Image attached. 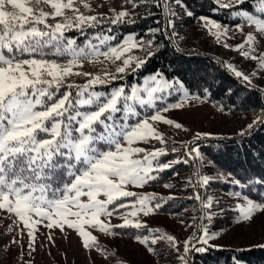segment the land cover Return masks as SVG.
Listing matches in <instances>:
<instances>
[{
	"label": "snow or ice",
	"instance_id": "1",
	"mask_svg": "<svg viewBox=\"0 0 264 264\" xmlns=\"http://www.w3.org/2000/svg\"><path fill=\"white\" fill-rule=\"evenodd\" d=\"M246 2L214 0L217 10L236 9L231 14L242 20L235 25V31L243 33L245 25H252L255 33L264 38V19L239 7ZM175 3L181 4V0H175ZM256 3V11L264 14V0H256ZM125 4H132L133 8L155 4L166 10L165 29L175 28L177 14L168 0H139V3L125 0ZM78 5L91 9L90 0H0V210L22 222L21 234L26 229L29 238V255L35 251L38 225L59 228L62 232L65 227L75 230L82 238L83 247L106 253L97 236L88 228L107 235H116L114 228H145L144 222L133 218L140 213L147 217L162 204H152L156 196L138 195L128 187H142L158 179L155 173L176 164L189 163L188 159L180 158L161 163L160 158L168 155L164 147L148 150L140 146L153 140L166 143L156 127L158 123L176 129L183 127L164 115L170 109L183 108L189 99L187 89L178 79L170 82L157 71L144 77L142 84L132 85L128 91L125 86L107 92L97 90V86L123 80L129 71L134 73L141 69L163 47L162 43L156 42V34L162 29L149 28V38H137V34L130 33L117 44L111 43L117 39L114 35L101 32L80 45L65 33L75 29L84 34L86 29L98 28L105 22L110 25L133 24L140 17L131 18L132 14L126 8L113 9L111 17L85 15ZM44 6L50 10H45ZM185 15L192 17L193 12L186 11ZM198 19L217 42L232 30L208 16ZM50 20L55 22L50 23ZM108 31L111 32V28ZM257 46V35L248 32L235 50L245 58L257 61L259 69L264 70V52L254 54ZM224 47L230 46L225 43ZM133 49L143 50L145 55H130ZM85 61L120 63L115 73L107 69L102 73L78 71ZM227 67L236 77L252 84L250 75L232 64ZM256 74L252 73L253 76ZM74 76L88 79L84 84L69 83ZM181 91L180 101L163 107L158 105L165 96ZM259 126H264V108L238 135H250ZM200 135L198 133L196 139ZM185 147L188 157L195 153L199 160H204L198 147ZM176 151V148L172 149V152ZM194 175L196 183L192 185L189 178V186L204 188L213 179H218L248 190L247 193H231L238 198L236 226H250L257 216H264V173L246 170L243 182L231 172L220 171L213 177L197 170ZM257 188L260 191L253 197L252 192ZM124 198L135 199L131 203H118ZM192 198L200 201V210L211 224L213 213L210 210L219 202L212 196L202 198L199 191L194 192ZM124 208H131V211L120 213L123 217L121 224L112 225L110 219H102L110 218ZM198 227L201 234L194 233L184 241L183 253L178 257L181 264H192L191 252L203 253L210 247H222L210 244L219 233L210 232L207 225ZM149 233L135 236L140 244L147 246L149 253L157 251L152 245L165 239L171 248L179 251V242L174 236L167 233L152 235L161 233L158 228L150 229ZM48 239L53 240L51 233ZM13 243L19 244V240L14 239ZM253 247L264 249V243ZM248 250L233 249L240 253ZM231 259L232 264H246L238 256Z\"/></svg>",
	"mask_w": 264,
	"mask_h": 264
},
{
	"label": "rangeland",
	"instance_id": "2",
	"mask_svg": "<svg viewBox=\"0 0 264 264\" xmlns=\"http://www.w3.org/2000/svg\"><path fill=\"white\" fill-rule=\"evenodd\" d=\"M223 2L226 3L228 0H223ZM90 4L91 9H85L82 5L78 6L85 15L104 14L105 16H112L113 9L120 11L126 8L133 16L137 10H139L138 7L133 8L132 4H125V0H90ZM181 7V5L176 6L175 9ZM44 8L45 10H50L48 6H44ZM250 13L264 19V15L261 16L259 12ZM68 14L71 15L70 12ZM178 15L184 17L181 13H178ZM215 21L221 25H227L232 29L229 31L228 36L223 38L220 42H217L216 38L202 27V22L200 21L188 24V26L183 29L171 30V38L180 51L184 48L199 50L202 53L215 56L225 66L228 64L234 65L238 70L251 76L252 84L255 85V87L264 90V70L259 69L257 61L247 59L235 50V46L243 42L248 32H254L258 38L257 51L254 54L258 55L260 52H264V38H261L258 33H255V28L252 25H245L243 33H240L235 31V25L225 24L218 20ZM49 22L54 23L55 21L50 20ZM96 34L97 33L90 34L84 39L83 43L79 41H77V43L83 45L87 39L94 37ZM103 34L111 35L109 33ZM65 35L74 38L68 35V33H65ZM93 43H97V41L93 40ZM225 43L230 47H224ZM130 55L143 57L145 53L143 50L133 49ZM100 59L103 60V57ZM119 63V61H117L116 64H112L108 61L104 63H90L85 61L83 68L77 70L102 73L107 69L115 73V68ZM253 72L257 74L253 76ZM154 73L156 72L148 73L143 76L140 81H134L126 91L130 90L131 86L134 84H142L144 77ZM87 79L88 77L84 76H74L71 77L68 82L84 84ZM166 79L170 82L176 80ZM118 80L113 81L109 85L97 86V90L107 92L114 87L125 86L126 88V84L117 83ZM242 82L244 83L243 80ZM184 88L187 89L189 94V99L184 102V107L180 109H170L168 113H164L168 118L181 123L183 127L181 129H176L174 126L162 122L158 123L156 127L163 134L166 143L162 144L159 141L153 140L148 144H141L140 146L148 150L164 147L168 154L173 156V158L168 161L178 158H188L194 165L192 175L178 170L163 184H154L150 181L142 187L129 186L128 190L134 191L138 195L151 194L156 196L158 200L169 197H186L187 195L184 191L188 188L194 189V192L200 189L202 198L206 199L208 196H212L214 201L219 202L214 203L210 210L213 213L211 224H208L206 214L201 212L200 202L198 203V211H195L193 207L186 208L179 215L156 211L145 217L140 213L138 217L133 219H140L146 224L145 228L147 229V233L145 235L150 234V229L158 228L161 230V233H152V235L167 233L174 236L179 242L177 245L179 251H177L169 246L166 239L160 240L156 245H152V247L157 250L153 253H149L147 251V246L140 244L135 239L136 235H122L115 232L114 229L113 232L117 233L116 235H107L98 230L88 228L89 231L93 232V235L97 236L101 247L107 250L106 253L103 254L95 248L83 247L82 238L79 237L75 230L65 227L62 232L59 228L48 229L43 225H38L37 239L34 245L35 251H32L31 255H29L31 251L28 248L29 238L26 229L21 234V229L23 228L22 222H18V218L14 215L0 210V264H28L29 261L31 264H181L178 257L183 253L184 241L193 236L194 233L199 235L200 227L198 226L202 225H207L210 232L219 233L218 237L210 241L212 245H219L222 247H249L264 243V216H257L250 226H236L235 217L237 212L235 211V204L238 202V198L232 196L231 193L239 190L223 191L211 187L208 190L207 196H205L203 195L206 192L205 187L196 188L194 186H189V178H191V184L195 185L197 177L194 175V172L197 170H199L201 174L213 177L216 176L217 172L222 171L225 174L227 172L219 168L206 154L201 152L200 149L199 151L204 157L203 161L199 160L195 156V153H193L192 157H188V149L185 147V145L188 146L193 142L191 148H199V142H195L198 133L201 134L199 138H203L200 142L206 139L214 140L239 134L242 129L246 128L247 124L252 122L256 115L260 114V110L248 112H233L226 110L221 105L208 100L206 97L190 92L185 85ZM175 95L177 96L176 100H169V98ZM182 96L183 91L174 92L171 96H165V99L162 101H164L167 106L168 104L180 101ZM196 97H199V99H196ZM204 133H208L209 135L204 136ZM173 148H176L177 151L172 152ZM192 158H195V160H192ZM168 161L160 160L161 163H166ZM209 161L211 163H209ZM155 174L158 175V173ZM165 185L171 186L165 187ZM134 199L135 198H128L118 201V203H131ZM151 203L153 204V201ZM129 211H131V208L119 209L112 217H102V219H110L112 225H118L123 222V217L120 213H127ZM202 216H204L203 219H201ZM50 233L53 236L52 241L48 239ZM14 239H18L19 244L13 243ZM195 246L198 247L200 245L196 244ZM194 253L195 252H191L189 256L192 264L194 262Z\"/></svg>",
	"mask_w": 264,
	"mask_h": 264
},
{
	"label": "trees",
	"instance_id": "3",
	"mask_svg": "<svg viewBox=\"0 0 264 264\" xmlns=\"http://www.w3.org/2000/svg\"><path fill=\"white\" fill-rule=\"evenodd\" d=\"M139 3V0H135ZM171 3L174 12L176 30L186 28L188 24L199 21L200 16H208L222 23L236 25L241 22L242 18L234 17L231 13L236 9H218L214 0H181V4H176L175 0H168ZM182 6L175 9L176 6ZM249 12H255L257 8L256 0H247L246 3L239 6ZM139 10L131 17L136 19L133 24L110 25L101 24L98 28H88L84 34L78 30H70L66 33L77 41L83 43L90 34L109 33L117 39L112 44L122 41L126 34L135 33L137 38L147 36L149 28L160 27L161 32L156 34V42L162 43L163 47L156 52L154 56L148 59L147 63L136 72H129L124 77L125 80H118L117 83L126 84V89L134 81H140L143 76L152 72H161L168 79H178L192 93L206 97L208 100L221 105L224 109L233 112H248L252 110H261L264 108V92L255 86H248L232 73L219 59L210 54L202 53L199 50L184 48L179 50L177 45L168 37H171L173 29H165L166 10L158 8L155 4L138 6ZM186 11H192L193 16L185 15ZM151 12L152 15H147ZM181 13L184 17L178 15ZM261 16L264 14L260 13ZM111 17V16H107ZM111 28V32L108 29ZM176 95L169 100H176ZM158 105L166 106L164 101H159ZM151 111V110H150ZM199 149L206 154L219 168L225 172L233 173L242 182L245 180V171L249 173H264V126L257 127L250 135L240 136L238 134L226 136L220 139H206L199 142ZM173 156L168 154L161 157V161H168ZM188 159V158H187ZM194 165L189 161L188 164L180 163L172 168L158 173V179L151 181L154 184H163L170 179L178 170L192 175ZM220 189L223 191L239 190L247 193V189H239L238 186L229 183L226 180L213 179L206 186L207 196L210 188ZM260 191L258 188L252 192L255 197ZM186 197H172L153 200V204L161 203L162 207L157 210L162 213H171L179 215L184 209L193 207L198 211V201L192 198L194 189L188 188ZM128 199V198H124ZM123 199V200H124ZM130 199V198H129ZM114 231L122 235H145L147 229L135 228H114ZM248 248L250 250L243 253L235 252L233 249ZM238 256L246 264H264V249L259 247H210L207 252L194 253L193 264H232V257Z\"/></svg>",
	"mask_w": 264,
	"mask_h": 264
},
{
	"label": "water",
	"instance_id": "4",
	"mask_svg": "<svg viewBox=\"0 0 264 264\" xmlns=\"http://www.w3.org/2000/svg\"><path fill=\"white\" fill-rule=\"evenodd\" d=\"M168 37L173 41V39L168 35ZM174 42V41H173ZM244 84H246V85H248V86H255V85H253V84H251V85H249V84H247V83H245L244 82ZM203 138H198L197 140H195V142H199L200 140H202ZM193 143V142H192ZM192 143H190L189 145H188V148H191L192 147ZM192 160H195V158H192ZM199 192H200V194L202 195V192H201V190L199 189ZM200 202V201H199ZM199 235L201 234V228H199V233H198Z\"/></svg>",
	"mask_w": 264,
	"mask_h": 264
}]
</instances>
